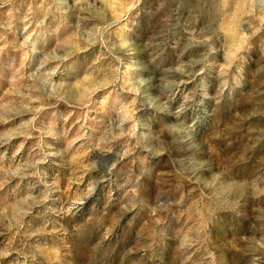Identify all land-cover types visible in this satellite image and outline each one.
<instances>
[{"label":"clouds","instance_id":"clouds-1","mask_svg":"<svg viewBox=\"0 0 264 264\" xmlns=\"http://www.w3.org/2000/svg\"><path fill=\"white\" fill-rule=\"evenodd\" d=\"M0 264H264V0H0Z\"/></svg>","mask_w":264,"mask_h":264}]
</instances>
